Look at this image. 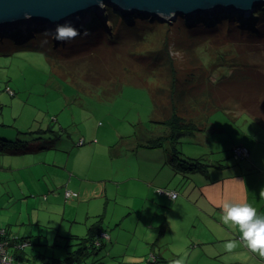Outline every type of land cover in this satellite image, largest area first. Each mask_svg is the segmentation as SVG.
Segmentation results:
<instances>
[{
  "label": "rangeland",
  "instance_id": "rangeland-1",
  "mask_svg": "<svg viewBox=\"0 0 264 264\" xmlns=\"http://www.w3.org/2000/svg\"><path fill=\"white\" fill-rule=\"evenodd\" d=\"M182 17L169 24L155 22L153 27L141 21L144 25L139 30L123 24L116 41H85V47L92 45V56L82 51V42L66 50L53 48L51 41L37 43L40 50L7 53L0 48V139L17 142L0 141V227L11 238H27V260L37 264L67 260L79 248L75 235L87 236L101 215L108 237L99 254L85 259L87 263L152 261L151 231L157 229L161 215L155 213L150 190L138 187L136 181L123 186L124 178L135 173L118 172L120 162L111 158L117 150H167L171 157L193 158L192 162H200L197 168L219 175L221 170L214 168L218 164L237 169L251 166L248 158L236 162L229 155L234 145L260 140L264 146V126L247 112H206L203 100L207 98L194 100L188 94L199 70L205 69L212 81L232 73L236 66H256L264 72V36L257 39L221 32L199 37L198 33L195 40L190 29L198 17L193 21ZM102 22L110 27L104 19ZM145 31L144 39L137 38L136 33ZM71 50L77 54L69 53ZM118 80L121 91L111 96L110 85ZM174 109L197 128L203 123V130L173 144L165 138L170 128L161 121ZM142 136L152 143L160 144L158 138L162 141L147 144L156 146L148 148L138 145L144 141ZM31 141L35 146L44 142L47 147L33 150L28 146ZM259 153L261 162L262 147ZM256 169L253 176L264 180L263 164ZM183 171L180 176L188 175L183 177L188 182L200 169ZM67 188L81 197L67 199ZM188 227L169 230L165 246L171 245L172 233L176 240L181 239L173 251L186 244ZM146 229L149 239H143L140 231ZM189 250H194L192 243ZM134 255L144 259L133 261ZM195 261L202 263L197 255ZM254 263L264 264V258L247 264Z\"/></svg>",
  "mask_w": 264,
  "mask_h": 264
},
{
  "label": "crops",
  "instance_id": "crops-1",
  "mask_svg": "<svg viewBox=\"0 0 264 264\" xmlns=\"http://www.w3.org/2000/svg\"><path fill=\"white\" fill-rule=\"evenodd\" d=\"M261 143L260 140L243 143L250 151L248 159L251 166L243 165L237 169L238 166L235 167V165L218 164L213 167L221 170L219 175L211 172V169L193 171L194 174L188 182L186 179L183 180V177H188V175L180 176V172L185 173V171L178 170L173 166V157L170 156L167 150H117V152L111 154V158L120 162L118 172L121 171L123 174L135 173L124 178L123 186L128 182L135 184L134 181H136L139 184L138 187L148 189L150 190L149 194L154 195L155 213L161 215V222L157 224V229L151 231L153 234L151 237L153 240L152 246L154 247L151 253L157 259L156 264H173L185 253H187L186 264H204L208 258H210V261L207 264H214L223 260L227 264H247L254 260L262 262L264 257L261 258L258 252H252L243 241H240L238 246L231 252L226 251L224 246H219V243L221 244L225 240H240L238 226L231 223L226 225L222 221L221 207L225 201H246L257 209L258 215L264 214V195H261V192L264 191V180L261 177L253 176L259 164H263L262 171L264 172V146H261ZM30 145L33 150L47 147L44 142L35 146L36 142L31 141V143H28V146ZM261 147L263 158L259 162L257 156L260 154L259 149ZM229 155L233 156L232 150ZM236 162L239 161L236 160ZM131 163H133V166ZM253 167H255V170ZM180 169L183 168L180 167ZM182 184L185 185L184 189ZM160 190L177 192L178 196L172 198L167 194L160 193ZM79 197H81L80 194ZM134 208H137L136 205L130 207L131 210ZM186 224L189 226L185 231L186 241L189 238L186 242L187 245L179 244L178 249L173 251L177 245L176 242L181 241V239L176 240L172 233L169 239L171 245L168 244L169 246L166 247L164 242L169 230L175 231ZM207 224L209 227H205ZM215 228L217 229L215 230ZM140 231L143 239H149L147 229ZM187 232L189 233L188 236ZM218 232L220 234H217ZM173 242L174 244H172ZM190 243L194 248L192 251H188ZM196 255L202 260V263L195 261ZM131 259L140 262L144 258L143 255H134ZM150 263L154 264L149 260L148 264Z\"/></svg>",
  "mask_w": 264,
  "mask_h": 264
},
{
  "label": "trees",
  "instance_id": "trees-1",
  "mask_svg": "<svg viewBox=\"0 0 264 264\" xmlns=\"http://www.w3.org/2000/svg\"><path fill=\"white\" fill-rule=\"evenodd\" d=\"M101 18L110 23V27L105 26ZM101 18L98 16L93 17L91 22H89V24L86 26V30L81 31L80 35H78L75 39L68 41L56 40L54 36L56 29L47 27L26 26L25 28L21 27L7 32H0V48H6L7 53L13 50L24 48L29 50H40L39 48H41V46H38L37 43L51 41L53 42V48L55 47L58 50H66L68 47L75 46L77 43L82 42L84 43L83 48L85 49L82 51H87L89 56H92V54H90V48L92 45H87L85 47V41H95V43L116 41V34H118V31L120 30L121 26H123V24H125L129 29L139 30V28L144 25L141 23V21L146 23L148 22L147 25L150 24L152 27L153 23L160 22L157 19L152 20L151 17H143L137 14L125 17L111 6H107L106 12ZM166 23L169 24L171 22ZM190 30L192 31V34L190 35L192 38L194 37V34L197 35L198 33H200L199 37H202L206 33L220 34L221 32H225V35L234 36V34L238 32L240 34L257 36L256 38L258 39L264 36V6H260L248 17L240 14L230 13H220L217 16L208 19H204V17H198L196 23L193 25V28ZM136 34L137 38L144 39L146 31L144 34L140 32ZM256 38L254 37V39ZM165 42L167 47L168 42ZM69 53L73 54L75 51L71 50ZM191 73L192 75H195L197 72ZM173 74V80L175 81V73L173 72ZM207 75L209 74H207L205 69L203 72H200L199 70L197 77L194 80L195 82L192 84L191 88H188V94L194 100H198L204 96L207 98L206 100H203V108L206 112L214 109H220L224 111L240 110L247 112L250 117L264 126L263 71L256 68V66L242 65L236 66L232 73L220 76V78L216 81L210 80ZM97 87L99 86L97 85ZM94 88H96V86ZM109 89H111V96L119 93V91H121L120 81H113ZM175 109L172 111V114L169 118L165 119L163 122L161 121V123H164L170 128L165 138L172 141L173 144L179 143L180 140L186 135L195 134L196 132L203 130L202 127L204 126V124L201 123V126L197 128L195 124H191L190 121L179 115ZM142 138L144 141L138 145L146 146L148 148L156 146H148L147 144L160 145L162 141V138H158L157 140L160 142V144L154 141L152 143L149 141L150 138L146 139V136H142ZM0 141L9 144L17 143L15 141H7L3 139H0ZM78 142H80V140ZM21 145L25 146L24 142H22ZM192 159L193 158H188L185 160L177 154L172 158V162L174 164L173 166H175V168L178 170H203L200 167L197 168V165H199L198 163L200 162H192ZM180 167L183 169H180ZM103 221L104 216L100 215L95 222L96 225L90 229L87 236L80 237L75 235V239L80 240L77 243L79 248L77 251L69 253V258L67 260L55 259L53 262L48 261L47 263L44 262V264H89L85 259L99 254L105 245V239L102 236L105 233ZM26 239L27 238H20L17 236L11 238L8 234V230L0 227V243H7L5 244L8 248V253L13 257L14 262L37 264L36 262H31V259H26V246L22 248L16 247L18 243H22L23 241H26ZM151 260V262L157 261L154 255L152 256Z\"/></svg>",
  "mask_w": 264,
  "mask_h": 264
},
{
  "label": "water",
  "instance_id": "water-1",
  "mask_svg": "<svg viewBox=\"0 0 264 264\" xmlns=\"http://www.w3.org/2000/svg\"><path fill=\"white\" fill-rule=\"evenodd\" d=\"M107 6L125 17L137 14L172 22L179 16L187 20L220 13L249 16L264 6V0H0V32L23 26L57 29L68 23L82 31Z\"/></svg>",
  "mask_w": 264,
  "mask_h": 264
},
{
  "label": "clouds",
  "instance_id": "clouds-1",
  "mask_svg": "<svg viewBox=\"0 0 264 264\" xmlns=\"http://www.w3.org/2000/svg\"><path fill=\"white\" fill-rule=\"evenodd\" d=\"M78 35H80L79 30L70 23L58 25L54 33L55 39L59 41L75 39ZM261 195H264V191ZM221 211L223 223L238 226L240 232V240L229 239L224 244L225 250L231 252L240 241H243L252 252H258L264 257V214L258 215L257 209L246 201H225ZM5 259L8 260V257L6 256ZM186 260L187 253L175 260L173 264H186Z\"/></svg>",
  "mask_w": 264,
  "mask_h": 264
},
{
  "label": "built area",
  "instance_id": "built-area-1",
  "mask_svg": "<svg viewBox=\"0 0 264 264\" xmlns=\"http://www.w3.org/2000/svg\"><path fill=\"white\" fill-rule=\"evenodd\" d=\"M83 140H80L79 144H83ZM232 155L234 156L235 160H242L245 159L247 157H249L250 155V151L248 149V147L240 145V146H234V149L232 150ZM160 193H164L169 195L172 198H176L178 196L177 192H173V191H168V190H160ZM79 197V194L70 190L66 191V198L67 199H73V198H77ZM3 233V231H2ZM103 238L105 239L106 237H108L107 234H103L102 235ZM6 243V242H5ZM5 243H0V264H24V263H16L14 262L13 257L8 253V248L6 247ZM27 241H23L22 243H18L16 247L18 248H22L27 246ZM8 257V260L5 259V257Z\"/></svg>",
  "mask_w": 264,
  "mask_h": 264
}]
</instances>
